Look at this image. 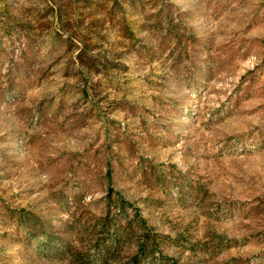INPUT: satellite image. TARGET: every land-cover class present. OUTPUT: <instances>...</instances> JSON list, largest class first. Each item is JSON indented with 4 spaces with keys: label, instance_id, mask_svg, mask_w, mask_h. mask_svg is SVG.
I'll return each instance as SVG.
<instances>
[{
    "label": "rangeland",
    "instance_id": "1",
    "mask_svg": "<svg viewBox=\"0 0 264 264\" xmlns=\"http://www.w3.org/2000/svg\"><path fill=\"white\" fill-rule=\"evenodd\" d=\"M110 193L165 236L120 264H264V0H0V264L91 256Z\"/></svg>",
    "mask_w": 264,
    "mask_h": 264
},
{
    "label": "trees",
    "instance_id": "2",
    "mask_svg": "<svg viewBox=\"0 0 264 264\" xmlns=\"http://www.w3.org/2000/svg\"><path fill=\"white\" fill-rule=\"evenodd\" d=\"M127 1H136V0H127ZM158 22L160 20H157ZM83 66L88 67V64L85 61H81ZM107 170L105 174L106 181L109 182V187L112 192H114V186L112 185L114 182V178L117 177V171H115L113 163L111 160H108ZM119 176V175H118ZM118 178V177H117ZM95 180V179H94ZM107 203L106 208L104 209L101 215L96 216L91 223L85 224V228L80 230L78 235L82 238L85 235L90 240L96 241L94 253L90 256L88 255L89 250L84 246L87 244L84 240L82 241V247H78L77 245H73L71 242L66 241L63 245L64 253L68 256L71 264H120L121 262L118 260V254L121 253L119 251L122 248L123 243L130 239L133 234L143 235L140 239L139 247L142 248L143 251H147V253L151 256L155 255L156 248L159 244L164 242V235H160L158 242H155L154 238H149V227L148 224L140 214H135L133 218L128 217L127 214V206L126 200L121 197H114L111 193L106 196ZM115 210V212H114ZM118 211V212H117ZM117 212V213H116ZM120 216H124V218H120ZM19 222H22L23 226L32 230L37 227L36 222H32V218L30 216L22 219L18 218ZM18 222V221H17ZM80 226H83V222L80 223ZM39 228V227H37ZM46 236L51 237L48 233H44ZM102 234H108L109 238L101 241L99 236H103ZM127 264H143L137 255H133L129 257Z\"/></svg>",
    "mask_w": 264,
    "mask_h": 264
}]
</instances>
